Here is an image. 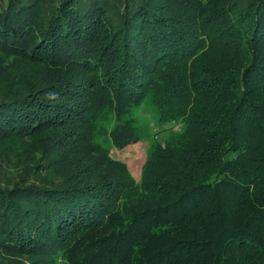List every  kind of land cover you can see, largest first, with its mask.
I'll list each match as a JSON object with an SVG mask.
<instances>
[{
  "label": "trees",
  "instance_id": "obj_1",
  "mask_svg": "<svg viewBox=\"0 0 264 264\" xmlns=\"http://www.w3.org/2000/svg\"><path fill=\"white\" fill-rule=\"evenodd\" d=\"M60 261L264 264V0H0V264Z\"/></svg>",
  "mask_w": 264,
  "mask_h": 264
},
{
  "label": "rangeland",
  "instance_id": "obj_2",
  "mask_svg": "<svg viewBox=\"0 0 264 264\" xmlns=\"http://www.w3.org/2000/svg\"><path fill=\"white\" fill-rule=\"evenodd\" d=\"M136 114L138 115L141 124H144L145 126L146 125L150 126L152 124L151 119L153 115L149 107L147 106L140 107L139 109H137ZM154 128L155 126H153V129ZM153 131L158 132L156 136V140L162 142L163 141L162 137L166 133L165 126L157 127L156 130L154 129ZM152 139H153L152 131H148L146 132V135L143 140L135 144H132L122 150H116L113 147L109 146L108 148L110 151V156L113 159L125 162L134 179L139 180L141 167L145 160ZM58 264H67V263L65 261H60L58 262Z\"/></svg>",
  "mask_w": 264,
  "mask_h": 264
}]
</instances>
